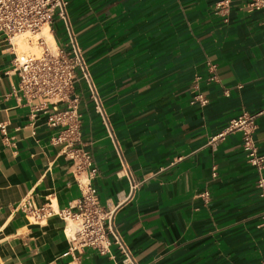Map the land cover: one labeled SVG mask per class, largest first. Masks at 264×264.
Here are the masks:
<instances>
[{
  "label": "crops",
  "instance_id": "crops-1",
  "mask_svg": "<svg viewBox=\"0 0 264 264\" xmlns=\"http://www.w3.org/2000/svg\"><path fill=\"white\" fill-rule=\"evenodd\" d=\"M221 1L68 0L106 116L76 83V145L90 155L98 200L115 209L137 264L264 263V201L241 135L211 140L243 111L260 112L253 140L264 154V8ZM57 24L51 36L64 45ZM11 44L0 34V264H124L115 245L110 254L71 249L75 223L57 211L81 196L88 169L75 173L53 141L60 127L19 93ZM210 62L216 81L208 80ZM197 91L206 105L191 103ZM25 200L54 214L33 220L16 207Z\"/></svg>",
  "mask_w": 264,
  "mask_h": 264
},
{
  "label": "built area",
  "instance_id": "built-area-1",
  "mask_svg": "<svg viewBox=\"0 0 264 264\" xmlns=\"http://www.w3.org/2000/svg\"><path fill=\"white\" fill-rule=\"evenodd\" d=\"M244 1L247 10L264 8V0ZM228 2L229 0H223L217 6ZM67 5L68 0H0V34L9 42L13 40L11 47L15 52L11 66L17 74L19 93L34 101V110L46 111L47 123L50 126L60 127L53 141L60 144L61 152L72 160L75 173L79 174L88 169L81 196L73 204L57 211L62 220L75 223V230L70 236L71 249L90 247L100 254H110L111 246L115 245L125 257L124 264H137L113 222L115 209L104 208L98 200L96 188L92 183L96 169L92 165L90 155L76 145L80 140L81 122L76 83H84L94 110L104 121L106 116L88 66L71 31ZM58 22L65 27L68 35L64 45L56 44L55 41L52 45L46 36L41 34L47 27L52 35ZM22 35L29 42L36 36L35 43L40 52L19 51L15 40ZM208 72L209 81L218 79L215 63H208ZM207 102L208 97L199 91L192 96L191 103L204 106ZM59 104L64 106L59 108ZM259 114L260 112L243 111L231 118L211 140L223 139L234 132L240 133L246 162L256 170L255 187L264 201V154L258 151L253 140L255 118ZM120 171L130 179V189L133 192L137 182L131 178L128 166L123 164ZM200 196L206 200L208 192L204 191ZM16 207L38 221L54 214L49 207H36L29 200L17 204ZM261 218L264 225V212Z\"/></svg>",
  "mask_w": 264,
  "mask_h": 264
},
{
  "label": "rangeland",
  "instance_id": "rangeland-1",
  "mask_svg": "<svg viewBox=\"0 0 264 264\" xmlns=\"http://www.w3.org/2000/svg\"><path fill=\"white\" fill-rule=\"evenodd\" d=\"M55 28H56V30H58L57 33H59L60 32V30H59V24H56ZM35 38H36V36H34L32 38V41L29 42L26 39H24V35L17 37L16 40H15V42L17 43L18 50L19 51H24V52H40V48H38L37 45H36V43H35ZM47 41L50 44H52V45L54 43V42H51L48 39H47ZM67 223H68L69 226H72V222L71 221H67Z\"/></svg>",
  "mask_w": 264,
  "mask_h": 264
},
{
  "label": "bare ground",
  "instance_id": "bare-ground-1",
  "mask_svg": "<svg viewBox=\"0 0 264 264\" xmlns=\"http://www.w3.org/2000/svg\"><path fill=\"white\" fill-rule=\"evenodd\" d=\"M42 33L46 36V38L48 40H50L51 42H53V39H52V36L50 34V32L47 30V27H45L43 30H42ZM41 33V34H42ZM54 44V43H53Z\"/></svg>",
  "mask_w": 264,
  "mask_h": 264
}]
</instances>
